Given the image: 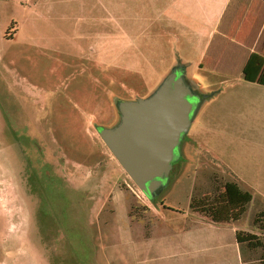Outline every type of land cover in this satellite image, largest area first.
<instances>
[{"label": "rangeland", "instance_id": "374dc122", "mask_svg": "<svg viewBox=\"0 0 264 264\" xmlns=\"http://www.w3.org/2000/svg\"><path fill=\"white\" fill-rule=\"evenodd\" d=\"M95 1L89 0L84 12L81 0H41L45 18L38 25L49 43L38 50L30 49L23 35L14 44L6 40L8 31L30 27L31 0H0V264H98V253L111 252L123 262L127 252H136L132 242L125 243L131 221L134 231L141 221L147 227L162 223L157 234L163 254L169 245L179 251L181 238H171L164 229L178 230L191 218L213 221L205 210L217 203L230 213L227 186L243 187L230 169L250 178L264 163L259 84L242 83L237 71L221 78L214 63L201 69L184 61L137 63L148 67L145 83L124 63H106L102 49L110 22L106 3ZM116 5L123 10V0ZM83 12L98 16L92 28L99 37L100 63H90L86 42L81 46L87 52L77 50L74 31L88 28L81 24ZM154 41L149 34L148 44ZM179 64L199 92L211 97L185 137L169 186L152 202L113 157L97 127L116 125L118 101L147 97ZM218 64L231 70L236 65ZM259 213L250 202L240 219L223 224L257 228ZM200 224L193 226L198 233L192 236L212 235L211 243L219 242L212 227ZM106 235L112 244L104 242Z\"/></svg>", "mask_w": 264, "mask_h": 264}, {"label": "crops", "instance_id": "0c3cea01", "mask_svg": "<svg viewBox=\"0 0 264 264\" xmlns=\"http://www.w3.org/2000/svg\"><path fill=\"white\" fill-rule=\"evenodd\" d=\"M40 1L31 0L33 7L30 13L33 18L27 30L14 28L6 33V40L11 44L18 42L23 35L27 37L26 45L30 49L47 48L49 41L43 38L45 33L41 34L38 25L39 19L45 18L46 4L44 3L42 9ZM88 1L81 0L80 9L84 12ZM100 2L106 3L107 19L110 22L107 47L102 49L107 53L106 63H124L139 74L145 83H148L146 80V77H149L148 67L137 63H197L201 69L205 68L204 63H214L216 66L213 70L222 75L221 78L228 76L230 71H237L240 77H244L242 83L250 86L259 84V88L264 90L263 0H123L122 11L120 7L117 8V0L95 1L98 5ZM149 9L153 15L152 21H149L147 16ZM84 12L81 24L82 27L87 26L88 30L80 28V31L77 29L74 31L78 38L76 43L80 45L77 50L81 53L87 52L88 49L81 46L86 42L91 50V62H89L100 63L99 37L92 28L96 27L93 22L97 21L98 16L94 17L93 12L88 16ZM89 19H92V23H89ZM149 34L155 35V41L151 45L148 44ZM36 35L42 38L36 39ZM77 61L83 63L84 59L78 58ZM218 63H236V65L231 70ZM260 63V70L253 81L252 77ZM226 168L230 169V166ZM230 170L241 182L243 186L241 190L251 195V204L258 205V213L264 211V163L260 172H253L250 178L247 176L240 178L232 169ZM200 223L212 227L214 239L219 242L212 244V235L192 236L195 233L192 232L193 226ZM156 224L147 227L146 223L141 221L138 230L134 231L131 221L128 230L130 238L126 239L125 243L134 244L135 254L127 252L124 261L120 262L115 252L105 254L104 257L98 253L96 262L98 264H115L116 261L117 264H264V235L255 227L249 229L242 223L235 226L191 218L187 225L181 223L182 226H179L178 230H173L171 227L164 229V233H169L171 238L180 237L181 241H178L179 251H175L172 245H169V252L163 254L166 251L165 245L159 244L158 240L162 236L157 233L164 225L159 222ZM215 232L220 234L216 235ZM107 235L103 238L104 242L112 244V241H108ZM109 251L110 249L108 253Z\"/></svg>", "mask_w": 264, "mask_h": 264}, {"label": "water", "instance_id": "95a60500", "mask_svg": "<svg viewBox=\"0 0 264 264\" xmlns=\"http://www.w3.org/2000/svg\"><path fill=\"white\" fill-rule=\"evenodd\" d=\"M210 97L200 94L186 67L179 64L147 97L118 101L116 125L97 127L113 157L150 200L155 201L169 186L183 139Z\"/></svg>", "mask_w": 264, "mask_h": 264}, {"label": "trees", "instance_id": "16d2710c", "mask_svg": "<svg viewBox=\"0 0 264 264\" xmlns=\"http://www.w3.org/2000/svg\"><path fill=\"white\" fill-rule=\"evenodd\" d=\"M264 1V0H263ZM261 63L257 66L252 80L254 81L259 70ZM227 195L229 199V208L228 211H223L225 207L220 206V204L209 205L208 209L205 210V213L210 216L215 223H228L231 220H238L246 211V206L251 202V195L245 192H242L236 186L228 185L227 186ZM152 201V200H151ZM155 202V201H152ZM219 206V207H218ZM191 208H194V203H191ZM236 211V212H234ZM224 212H226V217H220ZM236 213V214H235ZM254 225L261 231H264V212L259 213L254 219Z\"/></svg>", "mask_w": 264, "mask_h": 264}, {"label": "flooded vegetation", "instance_id": "af4514ba", "mask_svg": "<svg viewBox=\"0 0 264 264\" xmlns=\"http://www.w3.org/2000/svg\"><path fill=\"white\" fill-rule=\"evenodd\" d=\"M200 94H201V93H200ZM201 95H202V94H201ZM187 136H188V135H187ZM184 141H185V138L183 139V143H184ZM183 143H182V145H183ZM181 149H182V148H181ZM181 159H182V155H181V158H180L178 161H180ZM178 161H177V162H178ZM177 162H176V163H177ZM173 169H174V165H173ZM171 173H172V172H171Z\"/></svg>", "mask_w": 264, "mask_h": 264}]
</instances>
